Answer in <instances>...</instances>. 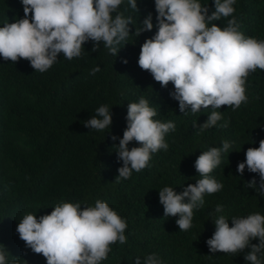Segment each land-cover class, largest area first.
Segmentation results:
<instances>
[{
  "label": "trees",
  "instance_id": "1",
  "mask_svg": "<svg viewBox=\"0 0 264 264\" xmlns=\"http://www.w3.org/2000/svg\"><path fill=\"white\" fill-rule=\"evenodd\" d=\"M136 2L138 11L128 0L119 6L118 11L132 23L115 55L103 42L94 52L93 42H87L80 57L68 60L61 53L44 73L32 69L27 60L14 63L0 57V245L8 252L9 264H46L16 232L25 214L39 218L61 202L80 203L83 209L95 206L97 200L127 222L126 242L111 244L101 264H135L137 257L144 264L152 254L163 264H250L244 259L249 249L211 253L206 241L212 238L219 215L226 216L230 226L233 217L264 215V194L247 186L255 178L258 187L259 176L247 168L243 176L237 172L246 150L259 147L264 139V70L257 68L248 75L246 103L235 110L221 107L223 118L201 131L199 125L212 109L191 113L189 107L187 114L180 113L179 102L171 95L173 84L162 87L139 67L140 48L158 28L154 0ZM199 2L209 7L211 15L212 0ZM233 7L232 16L212 23L224 28L235 18L243 35L264 40V0H236ZM149 13L153 29L136 35ZM21 18V0H0V27ZM95 67L100 71L92 74ZM141 98L156 110L154 119L172 122L175 129L165 134L166 151L153 153L145 169L123 179L118 177L123 162L115 147L127 126L128 104ZM101 105L112 112V124L102 131L84 127ZM225 122L228 126L221 127ZM224 141L230 148L210 173L223 188L205 194L204 205L193 210L192 227L179 230L178 216H164L159 191L172 187L180 194L201 179L196 159L210 148L222 147ZM133 146L139 145L129 148ZM217 205L223 206L222 213L215 212Z\"/></svg>",
  "mask_w": 264,
  "mask_h": 264
},
{
  "label": "clouds",
  "instance_id": "2",
  "mask_svg": "<svg viewBox=\"0 0 264 264\" xmlns=\"http://www.w3.org/2000/svg\"><path fill=\"white\" fill-rule=\"evenodd\" d=\"M123 0H21L24 18L0 27V57L18 63L27 60L32 69L46 72L62 53L71 60L80 57L83 45L93 42L92 51L103 42L115 55L117 46L129 36L131 18L118 11ZM214 11L199 0H154L157 13L156 34L146 39L140 48L139 67L149 72L162 87L174 86L172 98L179 102L180 113L187 114L211 108L207 121L199 125L201 131L217 125L223 117V106L238 109L247 102L246 80L257 68L264 70V40L250 38L238 29L235 18L221 28L213 21L230 17L235 12L236 0H212ZM137 10L136 0H128ZM115 14V15H113ZM211 26L209 27V25ZM143 28L151 31L152 15L143 21ZM127 63V61H124ZM95 67L92 74L99 72ZM157 112L141 98L127 106V126L119 140L116 152L123 166L120 178L128 179L133 171L145 169L152 154L167 150L165 134L175 129L172 122L154 119ZM112 124V112L101 105L96 115L84 122V127L102 131ZM195 126V125H194ZM225 122L221 127L226 128ZM112 140L117 137L112 136ZM133 146L129 148L130 144ZM230 144L213 147L201 153L195 161L196 172L202 177L190 183L180 194L172 187L159 191V202L164 216L176 217L179 230L192 227L193 210L204 205L205 194L217 193L223 185L210 173L221 163L222 152ZM244 162L237 172L243 176L245 168L259 176V185L253 178L247 183L264 194V139L259 147H249ZM187 201V202H185ZM216 213L223 212L217 205ZM127 222L106 202L97 200L95 206L81 207L80 203L61 202L50 214L37 218L25 214L16 232L33 253L42 255L46 264H101L111 251L110 245L126 242ZM258 240V244H253ZM211 253L236 254L249 249L244 256L250 264H264V215L254 213L233 217L231 226L224 215L215 220V232L206 241ZM8 252L0 245V264H9ZM135 264H141L137 257ZM144 264H163L155 254L145 258Z\"/></svg>",
  "mask_w": 264,
  "mask_h": 264
}]
</instances>
